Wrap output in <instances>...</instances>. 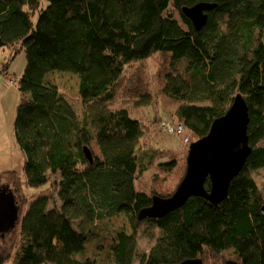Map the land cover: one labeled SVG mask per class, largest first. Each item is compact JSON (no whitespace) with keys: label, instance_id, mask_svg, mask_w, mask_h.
Here are the masks:
<instances>
[{"label":"trees","instance_id":"16d2710c","mask_svg":"<svg viewBox=\"0 0 264 264\" xmlns=\"http://www.w3.org/2000/svg\"><path fill=\"white\" fill-rule=\"evenodd\" d=\"M203 1L217 6L196 30L183 7ZM5 48L12 56L2 72L20 50L26 57L19 78L5 73L21 94L14 134L25 164L24 175L0 172L17 186L0 184V191H11L18 207L16 194L24 197L16 224L0 232L3 237L19 229L18 249H1L0 264H98L75 256L86 250L96 222L120 214L131 229L122 227L112 238L116 264L189 258L264 264V192L253 175L264 167V0H0V50ZM144 63L149 69L142 75ZM52 71L79 76L81 112L58 85L46 83ZM125 81L132 85L122 87ZM121 93L127 102L157 106L155 115L114 108ZM238 93L249 106L252 153L227 198L214 205L193 196L160 219L140 220L153 195L168 197L182 181V146L208 134ZM158 119L183 125L181 133L170 134L181 137L180 149L157 143ZM155 165L159 171L148 190L142 177ZM205 186L210 189V180ZM31 188L41 192L28 199ZM56 190L63 204L50 207ZM145 222L159 234L148 252L137 254ZM228 249L241 261L232 260Z\"/></svg>","mask_w":264,"mask_h":264},{"label":"rangeland","instance_id":"374dc122","mask_svg":"<svg viewBox=\"0 0 264 264\" xmlns=\"http://www.w3.org/2000/svg\"><path fill=\"white\" fill-rule=\"evenodd\" d=\"M176 18L180 20L178 13L176 14ZM11 56L12 54L8 48L0 50V172L6 170H16L17 173L19 172L20 174L24 175L25 156L20 147L18 146L14 134V121L16 118L17 106L21 101V94L18 86H11V84L8 82V79L5 77V73H11L14 75V77L19 78L24 71L26 65V57L24 51L20 50V52L9 63L6 71L2 72L1 67L3 65L5 66L8 61H10ZM144 67L149 69V65H145V63L142 65L140 69L142 70L140 71L142 75H144V71L146 72L148 70H144ZM147 74L150 79L154 82L155 79H152V75L150 73ZM46 79V83L58 85L61 92L66 96L68 100L71 101L72 105L78 112H81L83 110L82 107L84 105L83 101L79 96L78 89L80 78L77 74L65 71H52L48 74ZM127 85L132 84L125 81L122 87ZM121 94L122 96L119 97L113 104L114 108L126 107L133 116L138 117L152 118L155 115L154 112L157 111V106H153V108L152 104H150V106L145 107L139 105L136 102L137 100L135 99L127 102L123 98L125 95L123 93ZM160 113L174 121V117L167 114L165 115L163 111H161ZM161 122L162 120L158 119L155 124V128L158 131H155L157 133V143L161 147H165V143L167 142L170 148L180 149L182 145L181 137L179 135H170L171 133H167V131L162 128ZM167 137H170L169 141ZM195 140L197 139H194V141ZM190 144H188L187 148H185L184 145L182 146V149L185 150L184 152L186 153L187 151L186 157L188 155V149ZM92 148L97 156H101L100 148L96 142L92 143ZM156 171L159 170L155 165L151 168L149 172H146L142 177L143 186L148 187V190H150L149 186L153 179V173ZM253 175L264 192V167L258 170H254ZM0 184H9L13 190H15V188L17 187L15 185V180L6 175H2L0 177ZM40 192L41 191H37L36 188H31L28 193L29 196L27 195L29 197L28 199H30V196H33V198L39 196L38 193ZM16 198L18 201L17 203L21 207L22 211L23 206L21 200H24V197L21 193H17ZM62 204L63 201L60 198L59 191L56 190L55 192L51 193L50 207H61ZM122 227H125L128 230L131 229V224L129 222L128 217L123 214L96 222L92 226L93 233L86 250L76 254L75 257L80 260H85L88 257H92L97 261L98 264H116L114 261V256L110 249V243L116 231L118 229H121ZM158 234V229L155 228V226L145 222L140 228V235L137 244V254H141L142 252H148L150 246L153 244L154 239L156 236H158ZM19 241L20 230L13 229L10 233L6 234L5 236H0V250L4 249L5 251L14 254V252L18 249ZM227 254L232 260L241 261L237 257V254L236 252H234L233 249H228ZM6 264H12V262H7ZM208 264L213 263L210 262Z\"/></svg>","mask_w":264,"mask_h":264},{"label":"water","instance_id":"95a60500","mask_svg":"<svg viewBox=\"0 0 264 264\" xmlns=\"http://www.w3.org/2000/svg\"><path fill=\"white\" fill-rule=\"evenodd\" d=\"M216 6V3L203 1L183 7V12L195 29L200 30L208 22V12ZM249 123V106L243 94L238 93L226 113L213 121L208 134L189 145L187 170L176 191L168 197L153 195L152 203L140 210L139 219H160L182 207L193 196L203 197L214 205L226 199L232 180L245 168L252 153ZM84 151L93 163V151L88 146ZM207 180L211 183L209 190L205 186ZM15 201L11 191H0V232L14 226L19 219L20 207ZM163 264L204 263L201 258H189Z\"/></svg>","mask_w":264,"mask_h":264},{"label":"built area","instance_id":"2783aa9c","mask_svg":"<svg viewBox=\"0 0 264 264\" xmlns=\"http://www.w3.org/2000/svg\"><path fill=\"white\" fill-rule=\"evenodd\" d=\"M161 126L162 128H164L166 131H168L169 133L172 132H176V133H181L183 131V125L179 124L177 126H175L174 124H172L171 122H161ZM188 139H186L187 141Z\"/></svg>","mask_w":264,"mask_h":264}]
</instances>
